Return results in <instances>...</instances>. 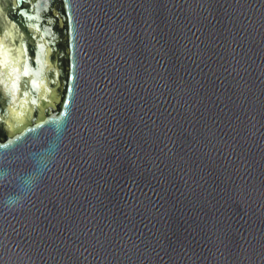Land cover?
Instances as JSON below:
<instances>
[{"label":"water","instance_id":"water-1","mask_svg":"<svg viewBox=\"0 0 264 264\" xmlns=\"http://www.w3.org/2000/svg\"><path fill=\"white\" fill-rule=\"evenodd\" d=\"M0 264H264V0H0Z\"/></svg>","mask_w":264,"mask_h":264}]
</instances>
